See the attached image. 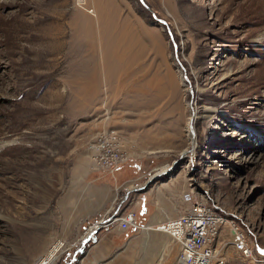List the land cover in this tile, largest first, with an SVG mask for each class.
<instances>
[{"label": "rangeland", "instance_id": "obj_1", "mask_svg": "<svg viewBox=\"0 0 264 264\" xmlns=\"http://www.w3.org/2000/svg\"><path fill=\"white\" fill-rule=\"evenodd\" d=\"M81 2L0 0V264H184L165 232L88 236L185 191L225 211L210 264H264V0Z\"/></svg>", "mask_w": 264, "mask_h": 264}, {"label": "built area", "instance_id": "obj_2", "mask_svg": "<svg viewBox=\"0 0 264 264\" xmlns=\"http://www.w3.org/2000/svg\"><path fill=\"white\" fill-rule=\"evenodd\" d=\"M110 133L113 132L102 137L100 142L92 143V159L99 166L113 168L125 160L128 154L119 144L117 136ZM183 200L188 204L180 213L158 221L159 223L140 224L136 221V213L133 210L120 213L116 209L103 219L102 225L117 223L122 229L154 227L163 230L173 236V240L179 245V261L184 264H210L216 250L209 242L217 234V227L223 221L225 211H217L207 200L194 197L188 191L183 193ZM232 242L236 249L251 254L243 232L236 231Z\"/></svg>", "mask_w": 264, "mask_h": 264}, {"label": "crops", "instance_id": "obj_3", "mask_svg": "<svg viewBox=\"0 0 264 264\" xmlns=\"http://www.w3.org/2000/svg\"><path fill=\"white\" fill-rule=\"evenodd\" d=\"M142 209H143V211H142ZM142 209L140 211H142L143 213H145V217L143 215L141 216V219L144 220L143 221L144 223H149V222H150V224L159 223L158 221H161V220H163V219H165L167 217H171V216H174L175 215V210L173 209V207H170V205H163V207L161 205L160 206H156L155 205V209L153 210V212H150V213L144 211V209L146 210V208H144V205H143V208ZM107 217L108 216H106L104 218H107ZM103 221L104 220L101 219L100 222H103ZM139 223L142 224V222H139ZM113 225L114 224H111L110 226H106L105 228H103L100 233H104V234H102V236L100 234L99 235L100 237L97 236V234H95V232H92L91 234H89L88 240L91 241L89 243V245H92V243L95 242L93 244V247L95 246V247L99 248L102 245L103 246H106L108 244V242H106L105 240H108V238L106 237V234L105 233L107 231H109V229H111L113 227ZM115 225L120 230V232H122V234H124V232H128L129 229L131 228V227H129V228L122 229V228H120L118 226L117 223H115ZM135 230L138 231V232H145V236L146 237L148 236L147 238H150L151 236L157 235L158 233H160V234L163 233L162 231H157V230L155 231V230H153V228H143L142 227V228H136ZM170 238H172V237H170ZM158 239H160V238H158ZM160 241H162V239ZM174 242H176V241H174ZM168 246H169V244H168Z\"/></svg>", "mask_w": 264, "mask_h": 264}, {"label": "bare ground", "instance_id": "obj_4", "mask_svg": "<svg viewBox=\"0 0 264 264\" xmlns=\"http://www.w3.org/2000/svg\"><path fill=\"white\" fill-rule=\"evenodd\" d=\"M81 3H83V0H82V2ZM178 64H180V66L183 68V69H185L184 67H183V65L181 64V61L180 60H178ZM182 80H185V76H184V74L182 75ZM198 118V111L197 110H195V109H193V111H192V117H191V120H190V122H189V127L191 128V136H193V135H195L193 132H195L194 131V122L196 121V119ZM193 138H195L194 136H193ZM195 144H196V142H195ZM90 150L92 151V148H93V145L92 144H90ZM193 148H194V146H192ZM189 153H190V151H188ZM194 152V151H193ZM193 152H191L190 154H189V156L190 157H192V154H194ZM95 161V160H94ZM95 163H96V161H95ZM97 164V163H96ZM170 170V168H167V169H164L162 172H164V173H166L167 171H169ZM163 173V174H164ZM154 180V179H153ZM152 181V180H151ZM227 213V212H226ZM223 221H224V219H223ZM104 222V221H103ZM96 225H99V224H96ZM106 226V225H105ZM109 226V225H108ZM149 228H152V227H149ZM153 230H157V231H162V232H165V231H163V230H160V229H157V228H154L153 227ZM167 235H169L170 236V234L169 233H167V232H165ZM158 235V234H157ZM160 236V235H159ZM170 237H172L173 238V236H170ZM218 252V251H217Z\"/></svg>", "mask_w": 264, "mask_h": 264}, {"label": "water", "instance_id": "obj_5", "mask_svg": "<svg viewBox=\"0 0 264 264\" xmlns=\"http://www.w3.org/2000/svg\"><path fill=\"white\" fill-rule=\"evenodd\" d=\"M156 20L159 21V22H164V20H163L162 18L157 17V16H156ZM182 153H184V152H182ZM181 157H182V156H181ZM181 157H179V158H178L177 160H175V161H178L179 159H181ZM175 161H173V164L175 163ZM163 173H164V172H159V173H155V174L151 175V176L146 180L145 184H146L147 182L153 180V179L158 178V177H159L161 174H163ZM99 226H100V224H99V225H96V227L94 228V230H96V228H98Z\"/></svg>", "mask_w": 264, "mask_h": 264}]
</instances>
